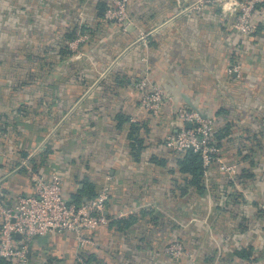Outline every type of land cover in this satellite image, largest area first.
Masks as SVG:
<instances>
[{
	"label": "crops",
	"instance_id": "0c3cea01",
	"mask_svg": "<svg viewBox=\"0 0 264 264\" xmlns=\"http://www.w3.org/2000/svg\"><path fill=\"white\" fill-rule=\"evenodd\" d=\"M102 1L112 0H0V78L15 90L31 78L27 96L0 104V199L16 204L34 194L33 176L54 168L67 197L84 183L96 193L106 181L111 188L108 224L85 232L94 244L81 247L72 232L35 236L32 263L76 264L78 255L91 264H246L247 254L264 260V1L251 34L234 30L237 7L182 14L176 0H129L124 28L103 17ZM74 27L90 39L80 52H63ZM233 62L240 73L229 72ZM146 75L177 106L215 118L220 154L238 164L241 190L214 164L208 186L183 192L176 153L165 145L181 124L171 102L158 117L141 108L132 84ZM40 96L47 104H31ZM49 117L53 125L39 130ZM178 238L188 253L176 259L165 249Z\"/></svg>",
	"mask_w": 264,
	"mask_h": 264
},
{
	"label": "built area",
	"instance_id": "2783aa9c",
	"mask_svg": "<svg viewBox=\"0 0 264 264\" xmlns=\"http://www.w3.org/2000/svg\"><path fill=\"white\" fill-rule=\"evenodd\" d=\"M261 1L264 0H176L178 10L182 14L201 12L213 6L237 7L233 28L243 34L256 31L257 24L253 13ZM105 19L116 21L125 28L131 21L129 0H112L105 12ZM90 35L88 32L79 31L69 42V49L78 52L81 45L90 39ZM147 35L146 32H141L139 37L146 46ZM229 72L240 73L241 65L233 62ZM132 85L137 92L141 108L154 117L161 115L164 104L173 103L172 115L181 126L166 137L165 145L178 153L187 149L200 153L207 186L210 170L216 164L226 173L232 186L241 190L242 180L238 164L226 162L222 158L220 148L213 138L216 120L212 115L199 109L177 106L172 96L147 75L135 80ZM131 121L137 120L132 118ZM33 180L36 187L34 194L19 196L16 204H7L0 199V258L10 261L11 264H33L30 259V240L39 235L72 232L81 247L94 244L93 239L86 236L85 232L98 230L108 224L106 209L111 195L110 184L106 181L94 198L75 203L65 195L64 181L59 169H52L47 177L34 175ZM225 195L226 197L220 195V199L226 201L227 193ZM240 199L242 198L239 197ZM262 209L264 211V203ZM165 250L176 259L188 253L185 242L179 238L172 240ZM76 259V264H91L83 255H78ZM246 264H264V260H250Z\"/></svg>",
	"mask_w": 264,
	"mask_h": 264
},
{
	"label": "trees",
	"instance_id": "16d2710c",
	"mask_svg": "<svg viewBox=\"0 0 264 264\" xmlns=\"http://www.w3.org/2000/svg\"><path fill=\"white\" fill-rule=\"evenodd\" d=\"M98 5L100 6L99 9H100L101 13L103 14V17L105 18V12L108 9L109 5L106 2H104V1L99 2ZM77 27H74V28L70 29V31L66 34V37L68 38L69 42L78 35ZM83 29L84 28L82 27V29L79 30V31L85 32ZM69 42H68V44H69ZM68 44H66V46H64L65 48L62 47L61 51L68 52L70 50L69 47H68ZM20 104H29V102H28V100H23ZM27 111L28 110L25 107V108L21 109V114L23 116H26L27 115ZM22 124H23V122L21 123V126H22ZM17 125L13 124V129H14V126L17 127ZM0 128L2 129V126ZM5 128H6V126H5ZM24 130L25 129L22 128L19 131H21L20 133H23ZM132 130H133L134 133L139 132V130H140L139 125L138 124H133L132 125ZM216 130L214 132V135H213L214 137L213 138L215 139L216 144L219 147V138H221V136H219L218 134L221 132V129H218L217 131ZM19 131H18V133H19ZM140 139L141 138H138L136 136L133 139L134 140V142H133L134 144L135 143L139 144L138 147H136L138 151L140 150L141 144H142V140H140ZM29 141H30V139H27V143ZM27 146L28 145H26V147ZM25 150L26 149L24 148L22 150L23 151L22 153H25ZM43 150H44L43 153L46 155V153L48 151L45 148ZM174 153H176V158L175 159H176L177 166L179 167V171L184 176V181H183L184 182V188H183L184 191L183 192H186V190H188V188L189 189L193 188L194 190L204 189V184H205V180H204V177H203L204 168H203V160H202L201 154L198 153V152L193 151L192 149H187L186 151L181 152V153H178V152H174ZM156 161H158L160 163H165V161L157 160V158H156ZM97 194L98 193H96V190L93 189L91 184H89V183L85 184L84 183V186L81 189L77 190V192L72 193L69 198H70L71 201H73L75 203H82L83 202V195H86L88 197L87 199H91V198H94ZM249 255L247 254V256H248V258L250 260H256V261L259 260V259L255 258V257H251V254H249ZM6 264H11V262L8 261Z\"/></svg>",
	"mask_w": 264,
	"mask_h": 264
},
{
	"label": "rangeland",
	"instance_id": "374dc122",
	"mask_svg": "<svg viewBox=\"0 0 264 264\" xmlns=\"http://www.w3.org/2000/svg\"><path fill=\"white\" fill-rule=\"evenodd\" d=\"M82 46V45H81ZM81 51V47H80V49H79V51L78 52H80ZM46 62H43V63H40L39 65H38V67L39 68H41L40 66H42L43 64H45ZM28 65H25L24 67H27ZM42 73V72H41ZM39 77H41V76H39ZM11 76L8 78L9 80H11ZM24 78H22L21 80H23ZM18 80H20V79H18ZM41 80H44V78L43 77H41ZM30 82H31V78H27L25 81H21V82H19L18 83V86H20V87H18V89H14L13 87H11V86H9V83H8V80L6 81L5 80V78H0V104H5L4 102H5V98H8V99H11V98H14V97H16L17 96V98L19 97L20 98V96H27V94L26 93H29V91H26L27 89H29L30 88ZM22 85V86H21ZM91 88V87H90ZM89 88V89H90ZM41 94V93H40ZM43 96V95H42ZM42 96H40L39 97V101H35V100H38L37 98L38 97H36V98H34L35 100H32V101H34V102H32L31 104H41L40 106H44V104H47V101H46V98H44V97H42ZM26 100H28V102H30L31 100L30 99H26ZM41 102V103H40ZM6 104H11V103H9V102H7ZM37 112H40V114L41 113H44L43 112V110L39 107V109H37ZM51 117V116H50ZM50 117L48 118V121L46 122V121H43L42 120V122H43V125H41L40 126V129L39 130H42V131H44V130H46L47 129V127L49 126V125H46L47 123L48 124H52L54 121V119H55V117L54 118H51L50 119ZM24 123H26V122H24ZM22 124V126L21 127H23L24 129H26L27 128V126H26V124ZM53 125V124H52ZM51 125V126H52ZM46 128V129H45Z\"/></svg>",
	"mask_w": 264,
	"mask_h": 264
},
{
	"label": "water",
	"instance_id": "95a60500",
	"mask_svg": "<svg viewBox=\"0 0 264 264\" xmlns=\"http://www.w3.org/2000/svg\"><path fill=\"white\" fill-rule=\"evenodd\" d=\"M188 126H191L190 124H188ZM87 200V198H84V201H86Z\"/></svg>",
	"mask_w": 264,
	"mask_h": 264
}]
</instances>
